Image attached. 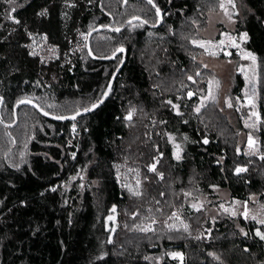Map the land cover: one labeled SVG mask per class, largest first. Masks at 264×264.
<instances>
[{
	"label": "trees",
	"instance_id": "1",
	"mask_svg": "<svg viewBox=\"0 0 264 264\" xmlns=\"http://www.w3.org/2000/svg\"><path fill=\"white\" fill-rule=\"evenodd\" d=\"M221 1L153 0L163 14L154 27L157 12L146 0H0V264H264V240L256 235L264 233L257 223L264 219V0H242L234 30L247 34L243 49L258 59L249 96L259 126L236 122L257 138L254 155L239 146L237 130L213 102L196 111L211 74L195 61L196 43ZM131 17L146 23L126 25ZM99 25L124 26L90 38L97 57L126 50L106 101L66 122L20 106L8 126L21 98L67 115L101 97L121 54L93 60L84 45L63 62L70 38ZM33 34L61 57L44 63L31 55ZM235 81L238 91L240 75ZM242 165L246 171L237 173ZM215 188L259 218L210 221L192 203L206 197L216 204Z\"/></svg>",
	"mask_w": 264,
	"mask_h": 264
},
{
	"label": "rangeland",
	"instance_id": "2",
	"mask_svg": "<svg viewBox=\"0 0 264 264\" xmlns=\"http://www.w3.org/2000/svg\"><path fill=\"white\" fill-rule=\"evenodd\" d=\"M221 3L225 5L227 14L225 9H222L221 7L219 10L207 13L206 25L200 32L202 39L198 40L196 43L200 48V53L195 57V61L211 73L209 74L210 80L207 84L205 96L199 98L197 108L201 109L206 103L213 102L218 112L223 115V118H225L231 126H234V132L238 129L236 122L240 117L242 118L241 121L244 123L253 120L252 123L255 124L254 128H256L259 126V122H257L256 118L252 116V112L254 110L258 114L259 112L257 110L255 98H252L249 95L252 93L253 89H255L257 83L256 71L258 59L256 60L253 69L252 61L250 59L242 58L243 53L249 52L243 49V44L247 40H241V36L245 34V32L239 34L234 33L237 16L240 15L242 0H232L235 7H232V5L228 3V0H222ZM229 16H231V19H229ZM111 28L112 30L110 31H113L114 28L116 29L119 27L111 26ZM86 37V33L78 32L75 38H70V47L69 50L63 54V62L64 60H68V58L76 52H79L82 47L86 45ZM233 42L236 45H239V47L233 46ZM201 43L204 44V47L199 46ZM28 47L29 53L38 56L40 61L44 63L55 61L61 57L60 50L55 45L49 43L45 36L40 34H33L30 36ZM211 53H215V55H212ZM225 53H228V55ZM205 65L207 67H205ZM241 69H243V71H241ZM236 75H240L244 85L238 91L233 90L236 85ZM210 81L213 83L210 84ZM216 81L219 82L218 85L215 83ZM250 100L255 103V109H253L252 104L249 102ZM229 104L232 106L229 107ZM243 112L246 113V116H242L244 114ZM127 116L128 115H126V117ZM253 124H247L245 126ZM252 128L253 127H251V129ZM71 131H73V126L71 127ZM236 133V141L239 146H243L246 154L254 155L260 152L257 138L252 136L251 133H247L243 131V129L237 130ZM249 136H252L256 142L255 146L252 148L249 147ZM179 150L180 147L175 144L176 154L179 153ZM237 168L246 169L247 165H242ZM214 193L216 204L209 205L206 197H200L197 201H193L192 203L194 206L203 208L205 217L210 221L224 216L234 217L235 215H239V213L240 215L245 216V209H247L248 212L247 217L245 216L246 219L256 215V217L259 218V211H255V208H251L246 203L239 204L236 201L230 200V195L227 189L215 188ZM256 197L255 194H251L249 200L255 202ZM225 209L228 211H225ZM173 214H175V210L172 211V215ZM240 231H242V228H240ZM176 258L181 259L179 257Z\"/></svg>",
	"mask_w": 264,
	"mask_h": 264
},
{
	"label": "water",
	"instance_id": "3",
	"mask_svg": "<svg viewBox=\"0 0 264 264\" xmlns=\"http://www.w3.org/2000/svg\"><path fill=\"white\" fill-rule=\"evenodd\" d=\"M148 2V0H146ZM154 2L151 4L153 6ZM156 12H157V7H154ZM134 17H131L129 18L127 21H126V25L128 24H131L133 22H137V21H142L144 22L143 19H141L139 17V19H133ZM163 20V14H162V11H159V14H157V22L153 25L154 27H158L161 22ZM129 21H131V23H129ZM124 26H121L119 27V31H115V28L113 29L114 32L118 33L120 32L121 30H123ZM117 29V28H116ZM104 30H112L111 26L107 25V26H97L93 29H91L88 34H87V37H86V50H87V53L89 55V57L93 60H101V61H110L112 59H114L117 55L121 54V60L118 64V66L116 67V69L113 71L112 75L110 76L109 80H108V83L101 95V97L93 104H98V106L96 108H94L93 110L89 111V112H84L83 109H79L80 111V115L76 116V119L79 118L80 116H84V115H88L92 112H94L96 109H98L105 101L106 99L109 97L110 93H111V90H112V87H113V84H114V81H115V78L116 76L118 75V73L120 72V70L122 69L125 61H126V50L123 48V47H119L117 48L111 55L109 56H105V57H97L95 56L92 51H91V47H90V37L92 34L96 33V32H100V31H104ZM123 48V51H118V49H121ZM107 92L108 95L107 96H104L103 94ZM22 100H29L31 101V103H20V101ZM100 101H103L102 103ZM2 104H3V98L2 96H0V122L3 123V124H6L5 122H3L2 120V117H1V107H2ZM35 105V107H34ZM92 105V104H91ZM91 105H89L88 107L90 108ZM20 106H30L32 108H35L43 117L47 118V119H50V120H53V121H56V122H66V121H74L72 119H64V120H60V119H54L53 117L54 116H67V117H70V116H73L76 114V112L78 111H75L71 114H67V115H54V114H51L49 113V115L45 116L44 115V112H46L45 110H43L42 108H40L33 100L31 99H28V98H21L19 99L18 101H16L14 107H13V122L11 123H8L7 125L12 127L14 126L16 123H17V109L20 107ZM75 119V120H76Z\"/></svg>",
	"mask_w": 264,
	"mask_h": 264
},
{
	"label": "snow or ice",
	"instance_id": "4",
	"mask_svg": "<svg viewBox=\"0 0 264 264\" xmlns=\"http://www.w3.org/2000/svg\"><path fill=\"white\" fill-rule=\"evenodd\" d=\"M8 2L9 3H14V0H8ZM148 3L152 4L153 3V0H148ZM228 3L231 4L232 7H235V5L232 3V0H228ZM153 7H156L155 4H153ZM220 7L222 9H225V5L223 3H221ZM15 10H16L15 8L12 9V11H15ZM159 11H160L159 8H157V14H159ZM225 12L227 14V10L226 9H225ZM44 14H45V12H41L40 13V15H44ZM133 19H139V17H134ZM229 19H231V16H229ZM15 22L16 23H19V21H15ZM129 23H131V21H129ZM143 23H146V21H144ZM119 30H120L119 28L115 29V31H119ZM241 40H247V34L246 33L241 36ZM221 43H223V42H221ZM199 46L200 47H204V44L201 43ZM233 46L239 47V45H236L234 42H233ZM118 51H121L122 52L123 51V48L118 49ZM211 54L212 55H215V53H211ZM225 54L228 55V53H225ZM242 58H244V59H250L252 61V63H253V69H254V66L256 64L257 57L253 53H251V52L243 53L242 54ZM205 67H207V66L205 65ZM241 71H243V69H241ZM197 75H200V73L198 72ZM189 79H192V77H189ZM211 83H213V82L210 81V84ZM215 83L218 85L219 82L216 81ZM103 95L104 96H107L108 93L105 92ZM191 95H192V93H189V96H191ZM213 99H214V97H213ZM100 102L102 103L103 101H100ZM249 102L252 104L253 109H255V103L252 100H250ZM20 103H31V101H29V100H22V101H20ZM97 106H98V104H92L90 108L89 107H86V108L83 109V111L84 112H89V111L93 110L94 108H96ZM231 106L232 105L229 104V107H231ZM34 107H35V105H34ZM199 110H200L199 108L196 109L197 112H199ZM44 115L47 116V115H49V113L48 112H44ZM78 115H80V111L79 110L76 112L75 115L70 116V117H67V116H54L53 118L54 119H60V120H64V119H72V120H75L76 119V116H78ZM131 116H132V113L130 112L126 118L127 119H131ZM252 116H254L256 118V121L257 122L260 121V116H259V114L255 110L252 112ZM249 126L250 127H255V124L249 125ZM73 131H75V125H73ZM205 143H207V141H205ZM248 143H249V147L252 148V147L255 146V143L256 142L252 138V136H249ZM177 158H179V156H177ZM261 158L264 159V157H261ZM154 169H155V165L152 166V170H154ZM236 171H237V173H240V172L246 171V169L245 168H237ZM53 190H55V189H53ZM134 194L135 195H139L138 192L137 193H134ZM114 211H115V208H113V212ZM225 211H228V210L225 209ZM244 215L247 217V215H248L247 209H245ZM252 218L253 219H257L256 216H253ZM111 219H113V217L110 216L109 217V220H111ZM257 223L264 224V219H258L257 220ZM184 227H185V230H187V225H185ZM113 231H114V229H113ZM256 235L259 236L260 239L264 240V233H262L260 230H257ZM109 242H111V241H109ZM170 255H172L174 258L179 257V258L182 259V256H181L180 253H171ZM209 255H214V254L213 253H209ZM214 258H217L218 259V257H214Z\"/></svg>",
	"mask_w": 264,
	"mask_h": 264
}]
</instances>
